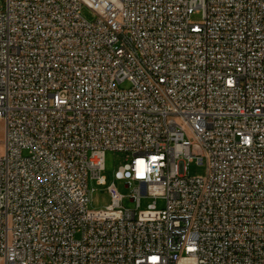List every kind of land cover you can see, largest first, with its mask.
<instances>
[{
	"label": "built area",
	"instance_id": "built-area-1",
	"mask_svg": "<svg viewBox=\"0 0 264 264\" xmlns=\"http://www.w3.org/2000/svg\"><path fill=\"white\" fill-rule=\"evenodd\" d=\"M0 119V264H264V0H5Z\"/></svg>",
	"mask_w": 264,
	"mask_h": 264
},
{
	"label": "rangeland",
	"instance_id": "rangeland-1",
	"mask_svg": "<svg viewBox=\"0 0 264 264\" xmlns=\"http://www.w3.org/2000/svg\"><path fill=\"white\" fill-rule=\"evenodd\" d=\"M5 5V0H0V10L3 9ZM82 15L88 20H94L96 18V14L89 8L84 7L82 9ZM192 20L194 22L201 23L203 21V13L202 11L196 12L192 16ZM121 88L130 87V83L125 81L119 85ZM4 123L0 119V154H3L5 151L4 146ZM193 150L197 152V154H201L202 150L199 145H194ZM126 154L124 152H117L113 150H108L106 152V167L104 170V175L107 179V186L100 185L97 183L95 179H89V188L91 190V209H103L109 206L112 203V194L109 192V187H116L118 193L122 197L121 205L130 210H137L140 213L147 212L148 205L152 203L154 200L157 201L158 209L165 208V200L161 197H150L143 196L141 198V204L138 207L137 202L131 199V195L133 193L134 188L136 187V183L133 186L128 187L125 180H117L115 179V172L125 162ZM207 173V165L206 164H198L197 162L190 163L189 166V174L193 176H204ZM152 215V214H148Z\"/></svg>",
	"mask_w": 264,
	"mask_h": 264
},
{
	"label": "clouds",
	"instance_id": "clouds-1",
	"mask_svg": "<svg viewBox=\"0 0 264 264\" xmlns=\"http://www.w3.org/2000/svg\"><path fill=\"white\" fill-rule=\"evenodd\" d=\"M137 170L138 172L142 173V176L144 175V171H145V163L143 160H138L137 161ZM141 176V177H142Z\"/></svg>",
	"mask_w": 264,
	"mask_h": 264
},
{
	"label": "snow or ice",
	"instance_id": "snow-or-ice-1",
	"mask_svg": "<svg viewBox=\"0 0 264 264\" xmlns=\"http://www.w3.org/2000/svg\"><path fill=\"white\" fill-rule=\"evenodd\" d=\"M138 175L142 176V173L138 172ZM154 260L157 259V258H153Z\"/></svg>",
	"mask_w": 264,
	"mask_h": 264
}]
</instances>
